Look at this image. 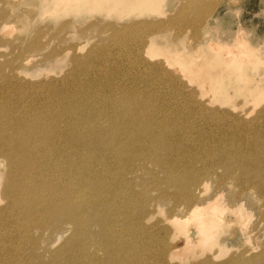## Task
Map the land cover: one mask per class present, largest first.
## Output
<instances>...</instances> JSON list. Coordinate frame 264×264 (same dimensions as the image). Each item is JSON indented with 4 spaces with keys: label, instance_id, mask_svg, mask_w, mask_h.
<instances>
[{
    "label": "rangeland",
    "instance_id": "374dc122",
    "mask_svg": "<svg viewBox=\"0 0 264 264\" xmlns=\"http://www.w3.org/2000/svg\"><path fill=\"white\" fill-rule=\"evenodd\" d=\"M51 3L52 0H0V106H13L17 113H27L24 117L30 120L31 105H47L44 103L51 91L65 90L70 95L69 91L75 90L72 80L99 92L108 102L120 100V109H124L120 113V163L117 158L110 162L90 160L93 146L83 142L85 136L74 138L73 129L63 133L68 142L63 146L61 162L68 161L72 178L89 188L92 183L87 177L81 180L79 168L92 164L99 176L111 177L113 184L106 189L109 193L120 181L112 206L108 204L96 212L95 202L92 204L98 220H86L84 232L94 231L106 216L104 213L109 220L120 215V236L123 245H129V253L136 255L134 263L201 264L200 260L211 252L206 250L204 257L193 259L205 248L189 250L181 227L173 225L171 220L187 207L188 198L186 194L175 198L182 188L172 185L169 179L181 187L186 182L204 180L203 197L211 198V202L217 199L218 208L229 209L237 218L231 226L215 230V240L228 249L214 263H224L236 254L247 258L257 255L264 242V204L255 189L248 190V197L235 203L241 188L231 178L220 176L226 165L218 161L233 160L235 153L242 155L243 148L227 145L239 127H250L244 122L263 117L258 114L264 106V0H164L160 6L140 13L142 17L121 20L103 16L100 8L78 6L89 11L85 13L76 12V6ZM135 22L140 23L133 25ZM131 24L130 29H125ZM240 38L247 44L239 47ZM212 44L215 49L219 46V51ZM246 45L255 47L257 56L242 65L238 60L237 64L230 63L228 53H239ZM196 47L200 52H193ZM181 55L187 59L183 65L194 70H184L182 64H176ZM218 59L221 63L212 72L209 65ZM161 62L165 64L159 65ZM198 70L200 79L218 71L220 78L232 79L230 87L222 93L216 82L197 80ZM168 76L173 77L172 82ZM258 83L261 88L250 96L249 88ZM256 100L261 104L257 105ZM42 115L47 117L46 113ZM97 119L104 121V117ZM259 134L264 137V131ZM15 135L16 141L22 140L35 150L42 147L31 133L20 131ZM0 143H5L3 149L7 147L6 139L0 137ZM204 145L215 153L211 163L217 174L205 171L206 164L200 158L205 154L201 151ZM75 152L81 157L71 156ZM41 155L40 151L36 153V157ZM163 160L166 167L159 164ZM106 168L112 175L103 173ZM10 171L5 153L0 152V175L8 176ZM235 173L236 177L240 174ZM16 175L3 188L1 183L0 188V232L4 234L0 239V264H80L69 256V242L73 237L74 241L82 239L84 232H76L70 217L92 196L80 198V204L71 203L73 209L57 208L43 228L34 229L40 224L35 220L42 214L34 213L44 205L34 210L35 220L25 216L27 210L54 197L47 199L50 195L46 193L41 197L13 194L12 188L28 184L19 179L23 173ZM35 176L33 173L32 180L37 186ZM221 179L224 182L220 184ZM242 202L244 208L236 210ZM17 215H24L23 228L15 226ZM174 251L181 253L171 259L169 255ZM96 252L104 255L103 249Z\"/></svg>",
    "mask_w": 264,
    "mask_h": 264
},
{
    "label": "bare ground",
    "instance_id": "6f19581e",
    "mask_svg": "<svg viewBox=\"0 0 264 264\" xmlns=\"http://www.w3.org/2000/svg\"><path fill=\"white\" fill-rule=\"evenodd\" d=\"M162 1L164 0H52L53 3H51V5L55 4L59 7L68 6L69 8L76 6L74 9L76 12L85 13H89V11L84 7L87 9L100 8V12H102L103 16L117 17L121 20L142 17L144 14L140 13H143L144 10L148 11L160 6ZM78 6L84 7L78 8ZM140 22H135L133 25ZM125 27V29H130L132 24L125 25ZM244 44L247 43L242 40L238 41L239 47ZM246 46L247 47H242L244 49L240 50L239 53H235L234 51L228 53L230 57H232L230 63H236L238 60V65H242L246 63L250 57L257 56V49H255V47ZM212 47L214 48L213 44ZM218 47L214 49L218 50ZM193 52H200V47L194 48ZM204 53L205 52H202V54ZM186 60L187 59L183 58V55H181V58H179V60L176 59L175 62L176 64H182V69L187 70V65H183L186 64ZM220 61L221 60L218 59V63L214 62L211 66L209 65L208 69L212 70V72L215 71L216 65H220ZM194 62L192 61V63ZM196 63L197 67H199L200 62L197 61ZM162 64H165V62L159 63V65ZM192 70L194 69L191 67L188 69V71ZM195 72L197 74V71ZM217 73L218 71H216L213 76L203 79H200L202 77L200 76V72L198 73L199 75L197 74L199 77L195 73L193 75H196L197 80L216 82L222 93H225L230 87L232 79L230 78L227 80L224 77L220 78ZM167 80L172 82L173 77L168 76ZM72 81L75 90L69 91L71 93L70 95H68L65 90L62 92L51 91V93H49L48 102L44 103L47 105H31L34 107L30 106L33 116L30 120L27 119L28 117H24L27 113H17L13 106H0V137L6 139L7 143V147L4 149L3 146H5V143H0V152L5 153L7 163L11 168L10 175H0V188L1 183L3 184V188L8 183L9 179L16 177V174L20 172V174L23 173V176L19 177L20 181L28 182V184H23V186L18 185L12 188L13 194L19 193L22 196L40 194L41 197L42 193H46L50 195L47 199L54 197L52 201L44 199L42 204L32 205L31 211L29 209L27 210L25 216L35 220L32 215L34 210L38 205H44L41 208L36 209V212L34 213H42L41 216L35 220L40 221V224L36 225L34 229L43 228L45 226L44 222H47L51 216L55 215L57 208L67 207L73 209L74 206H72L71 203L78 202L80 204L82 203L80 198H87L91 195L92 200L90 202H83L78 208H75L76 210L74 211L76 214H73L70 217L76 232L81 234L86 230V224L84 226L86 220H91L94 223L98 220L96 217L97 213L91 210V206L94 202V205H96V212H101V210L106 209L108 204L112 206V203L116 202L114 199L120 181L116 183L115 189L109 193L106 189L113 184L111 177L106 175L99 176L98 172L92 168V164L79 168L81 180L83 181L82 176L87 177L92 183L89 188L86 187L84 182L82 183L79 180L72 178L67 170V165L69 164L68 161L65 160L64 162H61L62 157H64L62 155L64 151L63 146L64 144L66 146V141L68 139L63 137V133L73 129L74 133L72 135L74 138L80 137V135L85 136L83 142L93 146V148L90 149V153L87 151L90 160L110 162L111 159L117 158L120 163V159H122V156L120 157L119 155V135L120 125L122 124V122H120V113H123L124 109L123 107L120 109V100L114 99L113 101L108 102L99 92L89 91L76 80ZM260 88L261 86L259 83L253 85L249 88V95L251 96L254 94V91H258ZM93 99H96V101H93ZM256 104L260 105V100H256ZM42 113H46L47 117H44ZM260 113L263 117L257 116L256 122H244L248 123L250 127H239L235 133L236 136L233 137L232 141L227 145L229 148H243V154L238 155L235 153L232 155L233 160L219 158L218 161L219 163L226 165V167H224V175L220 176L223 178H231L235 183V186L241 188V195L235 199V203L242 198L246 199V196L248 197L246 194L248 190L253 191L255 189L258 198L264 204V137L259 134L264 131V106L261 108L258 115H260ZM98 117H104V121H99L97 119ZM234 117L238 118L237 116ZM241 117L243 118V116ZM258 117L260 119H258ZM239 119L241 118L239 117ZM224 120L226 119L224 118ZM240 124L241 123L237 126ZM20 131L31 133L33 137L39 140L42 147L39 150H35V148L30 147V144L24 145L22 140L16 141L15 134ZM247 131L250 132L248 133ZM77 140L80 141L81 139L79 138ZM47 149L48 151L53 149L57 152L48 153ZM39 151L42 155L36 157V153ZM201 151L205 152V154L200 155V158L204 160L206 164L205 171H207V174H217L213 170V161L211 163L212 155H215V153L211 151V148L207 145H204ZM71 156L81 157V154L75 152L74 154L72 153ZM134 157L135 156H132V158ZM159 164L166 167L165 160L161 161ZM108 170L109 168H106L103 173L112 175L107 172ZM235 171L240 173L237 177ZM33 173L37 174V176L34 177V181H38L37 186H35L36 184H34L32 180ZM255 179H257V181ZM169 180L172 185L177 188H182V191L175 194V198H180V196L184 194H186L188 198V203L186 204L187 207L180 212L179 216L170 220L173 225L181 227L182 238H185L189 242V250L196 246L205 248L201 252H196L197 254L194 256L191 255V257L193 256V259L194 257L195 259H198L200 256H205L204 251L210 250L209 252L211 253L206 254L205 258L200 260V263L217 264L214 263V261L220 258L223 252L227 251L228 248L226 246L223 247L221 242L215 240L214 232L219 227H229L232 223H236L237 218L234 217L236 215L230 212L229 209L223 207L218 208L217 199L211 202V198L203 197L204 188L202 186L205 184L204 180H199L195 183L186 182L182 187L172 178ZM223 182L224 179H221L220 184ZM28 185L29 187H27ZM59 197L61 198L59 199ZM131 199L133 200L134 198ZM243 202L238 203L240 204V207L236 210L240 211L241 207L244 208ZM117 209L120 211V204L117 205ZM91 212H93V214L90 216ZM170 212L172 213L173 210H170ZM104 214L106 216L100 220V225H98L94 231L89 230L84 232V235L81 236L82 239L80 240L74 241V237L70 240L69 248L71 253L69 256L73 261L79 262L80 264H137L133 261L135 260L136 255L133 254L132 256V254L129 253V245L126 243L123 245V238L120 236V215L116 216L113 213L116 218L110 217L111 219H114L112 221L111 219L109 220L107 213ZM2 222L3 221L0 222V225ZM15 226L23 228L24 215H17L15 217ZM3 238L4 234L1 231L0 239ZM217 246H219V248ZM216 247L218 248L217 250H215ZM259 247H261L260 252L255 256L247 258L243 255L236 254L232 255L228 261L219 264H264V258H262V255H264V242L259 245ZM97 249H103L104 255L98 256L96 252ZM212 251L214 252L212 253ZM180 253L174 251L169 257L171 259L175 258ZM132 257L134 258L132 259ZM138 264L141 263L139 262Z\"/></svg>",
    "mask_w": 264,
    "mask_h": 264
}]
</instances>
